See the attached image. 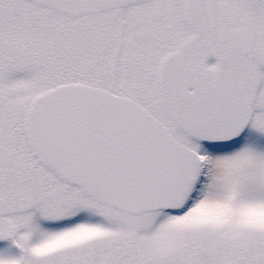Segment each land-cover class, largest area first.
Returning a JSON list of instances; mask_svg holds the SVG:
<instances>
[{"label":"snow or ice","instance_id":"6c2138e0","mask_svg":"<svg viewBox=\"0 0 264 264\" xmlns=\"http://www.w3.org/2000/svg\"><path fill=\"white\" fill-rule=\"evenodd\" d=\"M0 264H264V0H0Z\"/></svg>","mask_w":264,"mask_h":264}]
</instances>
